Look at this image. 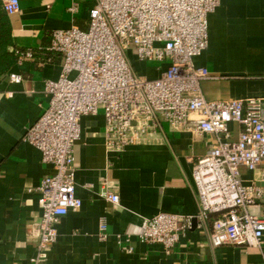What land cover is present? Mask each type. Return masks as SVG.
Returning <instances> with one entry per match:
<instances>
[{
  "label": "crops",
  "instance_id": "crops-1",
  "mask_svg": "<svg viewBox=\"0 0 264 264\" xmlns=\"http://www.w3.org/2000/svg\"><path fill=\"white\" fill-rule=\"evenodd\" d=\"M93 3L19 0V11L7 15L13 43L9 51H30L32 56L20 61L16 56L0 77V264H30L36 255L41 216L37 189L50 168L23 136L47 106L45 81L56 80L61 70L63 56L51 50L52 33L73 26L86 30ZM139 64V75L149 79L167 66ZM194 64L210 74L200 83L204 99L264 100V0H220L208 16L207 48ZM11 73L21 82H10ZM229 129L235 141L240 127L231 123ZM216 143L214 135L173 130L163 123L141 145L109 152L102 112L82 117L73 146L75 195L81 207L60 218L57 240L38 264H264V237L259 249L214 248L209 242L214 216L198 218L192 168ZM260 176V169L241 171L244 185L263 191L248 212L264 217ZM106 192L116 194L118 204L108 201ZM159 212L191 218V228L168 255L138 239L148 219Z\"/></svg>",
  "mask_w": 264,
  "mask_h": 264
},
{
  "label": "built area",
  "instance_id": "built-area-1",
  "mask_svg": "<svg viewBox=\"0 0 264 264\" xmlns=\"http://www.w3.org/2000/svg\"><path fill=\"white\" fill-rule=\"evenodd\" d=\"M88 27L55 30L51 50L62 54L56 80L44 83L47 106L25 130L23 142L41 154L50 173L40 181L41 210L36 255L46 258L57 240L61 217L81 207L75 195L73 146L80 138L82 117L102 112L104 148L123 152L141 145L163 123L173 130L194 129L216 137L217 143L192 168V183L200 204L198 218L213 220L210 245L260 248L264 217L248 212L263 191L246 186L241 171L261 170L264 182V100L204 99L200 83L209 72L194 59L208 45V16L220 0H93ZM7 15L19 11V0H1ZM75 11V7L70 9ZM144 64L167 66L157 78L135 73L127 53ZM20 61L30 51H16ZM18 84L21 77L8 75ZM240 127L232 140L229 125ZM113 204L118 196L104 194ZM191 228V218L159 212L138 235L141 243L160 246L170 254ZM100 231L106 232L105 224ZM105 237V236H103Z\"/></svg>",
  "mask_w": 264,
  "mask_h": 264
},
{
  "label": "trees",
  "instance_id": "trees-1",
  "mask_svg": "<svg viewBox=\"0 0 264 264\" xmlns=\"http://www.w3.org/2000/svg\"><path fill=\"white\" fill-rule=\"evenodd\" d=\"M12 46L10 21L0 0V77L6 74L15 63V51H9ZM213 216L215 219L218 218V215Z\"/></svg>",
  "mask_w": 264,
  "mask_h": 264
},
{
  "label": "rangeland",
  "instance_id": "rangeland-1",
  "mask_svg": "<svg viewBox=\"0 0 264 264\" xmlns=\"http://www.w3.org/2000/svg\"><path fill=\"white\" fill-rule=\"evenodd\" d=\"M129 60L133 66V69L135 71V73L139 74L142 72V70L140 69V64L135 60V58L133 57V54H131L130 52L127 53Z\"/></svg>",
  "mask_w": 264,
  "mask_h": 264
}]
</instances>
